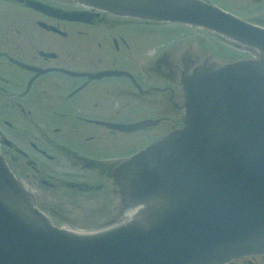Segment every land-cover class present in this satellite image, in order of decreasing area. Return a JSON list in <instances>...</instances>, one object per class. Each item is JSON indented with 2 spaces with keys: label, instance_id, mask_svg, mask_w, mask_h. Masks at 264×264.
Masks as SVG:
<instances>
[{
  "label": "water",
  "instance_id": "obj_1",
  "mask_svg": "<svg viewBox=\"0 0 264 264\" xmlns=\"http://www.w3.org/2000/svg\"><path fill=\"white\" fill-rule=\"evenodd\" d=\"M81 1L116 15L204 27L258 57L183 79L182 127L115 170L130 207L121 224L90 233L52 226L0 156V264H222L264 253V29L198 0ZM107 182L106 195L93 196L70 220L103 221L99 208L107 205L109 217L119 213L111 195L117 185Z\"/></svg>",
  "mask_w": 264,
  "mask_h": 264
},
{
  "label": "flooded vegetation",
  "instance_id": "obj_2",
  "mask_svg": "<svg viewBox=\"0 0 264 264\" xmlns=\"http://www.w3.org/2000/svg\"><path fill=\"white\" fill-rule=\"evenodd\" d=\"M34 1L76 17L48 14L26 0H0V154L52 224L98 226L97 217L73 221L69 215L94 204L128 151L181 125V79L204 67L198 54H183L175 64L162 56L174 34L160 31L159 22L79 0ZM227 54L229 62L240 58ZM140 121L146 123L138 129L115 127ZM103 211L111 216L108 205ZM224 264H264V254Z\"/></svg>",
  "mask_w": 264,
  "mask_h": 264
},
{
  "label": "rangeland",
  "instance_id": "obj_3",
  "mask_svg": "<svg viewBox=\"0 0 264 264\" xmlns=\"http://www.w3.org/2000/svg\"><path fill=\"white\" fill-rule=\"evenodd\" d=\"M217 4H224L228 10L238 14L240 17L250 20L254 23H259L264 25V0H232V2H225L228 0H210ZM226 3V4H225ZM158 29L160 31L167 32L170 30L174 34V43H170V53L162 55L166 56V59L170 60V63L175 64L176 60L181 57L183 54H189L192 57L198 54L200 55V60L198 64L203 66H210L211 64L215 67L220 65H224L229 60L230 55L227 52L231 51L232 47L227 46L221 42H218L212 38H209L203 34L197 32V28L190 26H178L177 24L159 22ZM190 36V38L185 37ZM233 51V50H232ZM159 54V53H158ZM234 55L237 57H245L246 54L236 50L234 51ZM148 56V55H147ZM147 56H143L144 63L146 61ZM162 58L163 61L166 60ZM147 62L153 64L155 59L147 58ZM203 62V63H202ZM127 152V151H126ZM125 152V153H126ZM132 151H128L126 154H131ZM56 170V169H55ZM57 173H62L64 177H70L68 175V171L64 168H57ZM107 180V179H105ZM106 195V189L103 188L98 193H95L94 196H104Z\"/></svg>",
  "mask_w": 264,
  "mask_h": 264
}]
</instances>
